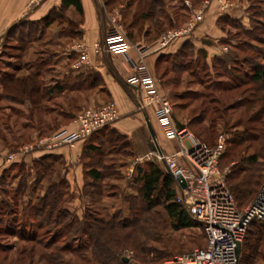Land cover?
Segmentation results:
<instances>
[{"label":"rangeland","instance_id":"1","mask_svg":"<svg viewBox=\"0 0 264 264\" xmlns=\"http://www.w3.org/2000/svg\"><path fill=\"white\" fill-rule=\"evenodd\" d=\"M204 1L165 0V8L174 18L173 24L171 26L165 20H162L165 23L160 25V27L164 30L157 37L152 32L150 36L146 37L147 41L150 42L158 39L165 32L182 28L191 20L195 9L201 10ZM228 2L231 5L225 11L221 10V6L217 2L218 10L222 14L229 13L233 10L238 11V15L232 13L231 15L233 16L228 15L226 17L229 19V22L222 16V20L219 23V27L223 29L225 34L223 37L224 40H220L217 45L223 47L222 50L224 53L221 57L227 59L226 62L221 63L218 60L208 62L199 53V62H194L187 70L178 68L171 57L167 61L162 60L158 62L155 70H151L158 80L161 91L173 105V117L177 126L178 122L186 125V128L195 137L205 141L210 146L217 145L221 137H224L225 145L224 151L219 159V168L221 174L226 178V181L227 175L232 170V166H235V163L240 161L242 156H248L254 153L258 147V143L254 142L245 143L238 147L229 143L230 138L233 137V132L243 130L249 123L248 117L252 114V111L247 109L249 106L247 98L253 94L251 91L252 86L239 83L235 76L254 68V64L251 62L247 64L243 63L245 57L254 61L264 62L261 58L264 43L255 42L257 45L253 48H249L247 46L248 44L244 45L251 40L252 36H255L254 34H258L257 32L249 34L250 30L254 28V31L260 30V33L264 31V0H228ZM143 3V0H100V10L109 21L107 30L113 25L111 17L119 14V23L123 25L128 38L132 41L139 39L141 32H139L137 27L130 28V24L134 21L135 14L140 12ZM210 6L208 5L206 10ZM205 12L194 29L203 21ZM66 14L67 16L61 20L63 23L59 29L45 30L44 32L41 27L31 26L30 30L34 37L33 42L30 39L28 43H22L19 40V36L7 40L0 59V73L2 70L12 71L17 66L24 67L23 69H25L20 74H26L27 70L33 72V70L41 68L43 71H46L50 68L48 66L56 62V57L59 52L72 41L66 39L68 30L74 27L75 22L77 24L81 20V16L77 11L74 15ZM144 24L146 26L153 25L150 21H146ZM131 31L134 33L133 37L128 35ZM60 37H62V46L56 45L57 38ZM22 44H25V47ZM194 56V50L192 51L190 49L189 57L185 61L194 60ZM235 57H237V60H235ZM42 58L46 59L48 65H42L41 67L38 65ZM44 77L47 78L48 76L45 74ZM238 84L240 86L236 87L235 85ZM221 87H227L229 89H221ZM93 95L94 91L77 92L75 95L70 94L66 96L64 100L53 102V105L56 112L71 110L75 113L69 120L76 124L77 130V119L84 109L80 108L78 106L79 104L77 105V101L85 103V108L97 107L112 101V99H106L101 103H86L85 100ZM22 98L33 101L29 96ZM10 104V101L6 99L0 101V160L4 157L6 161H8V153L16 151L26 145V147L35 145L38 139L53 136L52 134L59 131L57 130L59 126L47 125V121H44V125H41L39 121V123L36 122L34 125L25 126V128L22 127L21 123L27 119V113L31 115L35 111V105L27 109L26 106L22 107L21 104H18V107H16L17 110H14L18 111V113H15L8 107ZM38 112L39 115H47L48 109L42 107ZM199 113L205 114L203 121L200 123L206 129L205 134L202 136L204 138L199 137L194 129L188 126L190 118L199 115ZM251 124L256 125L258 122H251ZM61 130L65 131L66 129L62 128ZM73 135H70L66 139H72ZM80 140L83 139L75 138L74 141L72 139L71 142H64L59 146ZM125 142H128V144ZM115 144L116 147H111L112 145L104 143L101 146L103 151L99 155L92 153L93 157L88 158L89 162H92L91 164L96 168L103 166V171L109 175V177H105L99 182L103 188L102 195H98V189L95 187L89 185L85 187L82 184L76 185L74 183L70 184L66 175L68 174V166L64 158H51V160H55L52 163L51 169L42 180L38 179V182V168L32 162V155L28 154L30 152L13 161V164L1 170L0 175V219L4 220V222L0 223V228L3 227L4 229L7 227L6 220L8 213L7 209L3 206L4 202L12 205L13 212L15 211L18 214L15 217L19 218V222L17 223H20L25 216L30 220L29 214L31 212L29 203H37L38 197H42L48 191L50 192V190L59 191L57 193L61 197L60 207L69 209L71 215L74 216L70 217L77 222L73 226V231L78 228V223L81 224V228L83 229L90 221L93 222V218L103 216L110 218L113 215L125 217L132 214L130 210L131 206L142 208V203L137 196L136 190L139 185V182L136 180L137 168L139 166L146 167L148 163L158 164V166L164 168L165 164L157 160L156 156L150 155L149 157L150 152L157 150L152 145L153 139L151 140V148L144 147L134 139L128 140L124 137L120 138ZM158 146L160 145L158 144ZM176 147L178 149V145ZM144 148H147L146 154L137 156L138 153L145 151ZM232 159H235L236 162L232 161ZM260 162L259 164L251 166L252 171L258 168V174L259 168L263 170L257 190L243 204L237 199L240 207H245L257 195L256 193H258L264 182V160L260 159ZM236 166H239V164ZM89 180L91 178L85 175V182ZM21 184H23V188L20 189ZM86 190L89 191V194H87ZM54 194L51 193L50 197L54 196ZM156 210L159 212L143 214L142 221L136 230L137 234L144 232L138 236V249L135 250V248L128 245L122 248V255L124 258H127L126 261L131 260V264H166L167 261L177 255L190 252L197 247L206 246V235L201 225L175 229L162 207L159 206ZM88 215L91 216L90 221H86ZM10 224L14 225L12 221ZM22 224L25 225V221ZM12 228L19 230L17 225H14ZM81 228H79L77 234H75L76 232L74 234H68L67 231L62 229L58 245L61 247L67 246V249H64L58 256H54V260L52 258L50 259V254H52L53 249L45 247L47 244L46 240L42 243L45 246H41L32 241L22 240L18 236L7 235L1 231L0 264H99L91 248L72 251L79 244L85 243L86 241L87 235H85V232ZM29 229L30 226L27 227V230ZM36 229L40 235L45 234L46 230H49L46 225L45 227H36ZM252 229V232L249 233L244 241L243 252L245 257H243L241 264H264V223ZM46 235L49 238L52 234L46 232ZM257 242H260L258 246L259 257L257 259L253 258L254 260L252 261L250 255L252 252L254 253L253 247L257 245ZM140 249L144 250L142 254L139 251ZM137 254L140 257L143 256V260L138 259Z\"/></svg>","mask_w":264,"mask_h":264},{"label":"trees","instance_id":"2","mask_svg":"<svg viewBox=\"0 0 264 264\" xmlns=\"http://www.w3.org/2000/svg\"><path fill=\"white\" fill-rule=\"evenodd\" d=\"M143 1L144 3L140 9V12H138L139 14H135L134 21L130 24V28L137 27L139 32H145L147 36H150L152 32H154V36L157 37L160 32L164 30L162 29V27H160V25L165 23H163L162 20H165L166 23L172 26L174 18L165 8V0ZM70 7H73L81 17L83 16L84 9L82 0H62L60 8L52 9L41 20L35 22L18 23L8 33V40L12 39L13 37L15 38L19 36V40L22 43H28L30 39L31 42H33L34 37L30 30L31 26L41 27L42 31L45 32L46 28L50 27L54 23L62 25L63 21L61 20H63L67 16L66 10ZM224 17L227 22H229V19L226 18L228 17L226 14ZM146 21H150L153 25L151 26L149 24L150 26H148V28L146 29V25L144 24L146 23ZM80 22H78L77 24L75 22L74 27H71L68 30V36H79V34L81 33L79 29ZM254 32H257L258 34H254L255 36H252L251 40L244 44H248L247 46H249V48H253L255 45H257L255 44V42L264 43V31L260 33V30L254 31L253 28L249 31V34H252ZM128 35L133 37V31H131ZM22 46L25 47V44H22ZM190 49L193 51V46L188 42L175 54L162 55L161 60L167 61L171 57L173 58L174 64L178 68L187 70V68L194 62H199V59H191L188 62L185 61L187 57H189ZM261 58L264 60V50ZM214 60H218V62L224 63L227 59H225L224 57H216ZM235 60H237V57H235ZM249 62L254 64V68L248 71H244L243 74L240 73V75L235 76V78L237 79V81H239V83L249 84L252 86L251 91L254 95L251 94L250 97L247 98V102L249 103L247 109H250L252 111V114L248 117V121L250 124L248 123V125L245 126L243 130H236L235 132H233V137L230 138L229 143L238 147L242 146L245 143L254 142L258 143V147L254 153H251L248 156H242L240 158V161L238 162H236L235 159H232V161H235L236 163L235 166H232L231 172L227 175L228 187L234 194L236 201L238 199L242 204L248 197H251L255 194L257 186L260 183V176L263 172V170L259 168L258 174V168L252 171L251 166L261 163L260 159L264 160V62H258L256 60L254 61L247 57L243 59L244 64H247ZM206 64L208 63L206 62ZM38 65L41 67L42 65L48 64L46 62V59L42 58ZM51 66L52 65H49L48 67ZM22 68L20 66H17L15 69ZM48 70H50V68H48L46 71H43L41 68H37L35 71L30 72L27 75L6 78L3 82L4 88L2 95L4 97L20 100H22V97L24 96H29L34 101V103L37 102V98L35 97H37V90L42 84L37 72H47ZM219 84L221 83L219 82ZM235 86H240V84ZM55 87H58V84L55 85ZM221 89L229 88L221 87ZM256 107H258L257 110H255ZM204 115V113H199V115L197 116H192L188 122V126L194 129L197 135L201 138H204L202 136L206 132L205 127L200 124L205 117ZM251 122H258V124H251ZM110 126L111 124H108L99 131L91 134L87 138L89 143L85 147L83 152L85 175L91 178V180L85 182L84 186L87 187L89 185L91 187L97 188L98 195H102L103 192V188L101 187L99 182L103 178L109 177V175L103 171V166H101V168H96L91 164L92 162H89L88 158L93 157L94 153L99 155V153L103 151L101 149V146L104 143L112 145L111 147H116L115 143H117L120 138L124 137L130 140L128 136L122 134L115 128H111ZM178 127L184 128L186 127V125L178 122ZM125 143L128 144V142ZM51 158L59 159L63 157L58 154L48 153L33 161L39 172V176H37V182L38 179L42 180L51 169L52 163L55 161L51 160ZM237 164H239V166H236ZM136 180L139 182L136 190L137 196L141 200L142 208L131 206L130 210L132 211V214L125 217L113 215L110 218H106L103 216L99 218H93V222H91V216L88 215L86 221H90V223H86L87 225H85L83 229L81 228V224L78 223V228L73 231V226H75L77 222L74 219L70 218L73 215H71L69 209L60 207L61 197L59 193H57L59 191L50 190V192L48 191V193H45L42 197H38L37 203H29V209L31 212L29 214L30 220H28L25 216L22 218L20 223H17L19 222V218L15 217L18 214L15 211L13 212L11 207L12 205L4 202L3 206L7 209L8 213V218L6 220L7 227L4 229L3 227H1L0 232L2 231L7 235L18 236L22 240L32 241L41 246L43 245L42 243L46 240L47 244L46 246H43L53 249L52 254H50V259L52 258L54 260V256H58L59 253L64 251V249H67V246L61 247L60 245H58L60 234H62V229H64V231H67L68 234H74L75 232V234H77L79 228H81L85 232V235H87L86 241L85 243L79 244L77 248H72V251L91 248L94 257L99 262V264H131V260H124V256L122 255V248L128 245L132 248H135V250L138 249V236H140L144 232L137 234L136 230L139 226V223L142 221L144 213H158L159 211L156 209L157 207L161 206L166 216H168V218L171 220L175 229H184L200 225L188 213L183 204L177 201L176 180L166 169V167L161 168L160 166H158V164L154 163H148L146 167L139 166L137 168ZM21 188H23V184L20 185V189ZM86 192L87 194H89V191L86 190ZM51 193H55L54 196L50 197ZM239 201H237V204ZM11 221L14 223V225H17L19 227V230H15L12 228L14 227V225L10 224ZM24 221L25 225L22 224L24 223ZM29 221H31V223H29ZM2 222H4V220L0 219V223ZM263 223L264 222L259 221L252 222L247 236L252 232L253 227L260 224L262 225ZM45 225L49 229L46 230V232L52 234L49 238H47L46 232L45 234L40 235L36 229V227H45ZM28 226H30L29 230H27ZM259 244L260 242H257V245L253 247L254 253L252 252V254L250 255L252 261L259 257ZM243 245L244 242L242 244L240 264L241 261L243 262V257H245L243 252ZM139 251L142 254L144 250L140 249ZM136 252L138 253V251ZM137 256L138 259L143 260V256L140 257L138 254ZM247 258L246 260H248Z\"/></svg>","mask_w":264,"mask_h":264},{"label":"crops","instance_id":"3","mask_svg":"<svg viewBox=\"0 0 264 264\" xmlns=\"http://www.w3.org/2000/svg\"><path fill=\"white\" fill-rule=\"evenodd\" d=\"M99 1L82 0L84 13L80 17L82 19L79 24L81 33L77 37H66L67 40L70 39L72 41L59 52L56 62L50 67V70L47 72H37L42 83L37 90V97H35L37 98V102L34 103V101L26 98L20 100L2 95L3 82L6 78L23 76L31 72L27 70L26 74H20L25 70L23 68L12 71L2 70L0 73V101L4 99L10 101L11 104L8 107L15 113H18V111H14L17 110L18 104H21L22 107L26 106L27 109L35 105V111L31 115L26 112L27 119L21 123V126L25 128V126L34 125L36 122L39 123V121L41 125H44V121H47V125L59 126L57 129L59 131L55 129L57 132L52 134L55 138L66 139L76 132V124L69 120L75 113L71 110L56 112L53 102L64 100L66 96L70 94L75 95L77 92L94 91V95L85 100L86 103L96 104L106 99H112L118 105L120 117L111 124V128L117 129L122 134L128 136L130 140L134 139L144 147L151 148L152 136L148 126V122H150L161 150L169 153L176 151L177 142L167 136L163 125L157 118L155 106L140 107L138 101L139 94L136 88L128 85L125 80L127 75L132 71L134 61L139 59L137 51L131 48L129 54L132 60H127L125 54H111L105 49L97 47V44L104 46L105 35L109 25L108 19H106L104 13L100 10ZM61 4L62 0H0V59L10 30L20 22L26 23L41 20L52 9L60 8ZM66 13L74 15L76 10L70 7L66 10ZM232 13L238 15V11L236 12L235 10L226 13V15L233 16L231 15ZM222 16L224 17L225 14L219 12L218 3L216 1L213 2L206 10L203 21L189 34V37L186 35L177 38L166 49L156 50V47L153 45L159 38L148 42L145 32L140 33L139 39L135 41L129 40L132 43H142L149 47L146 62L150 70H155L158 62L162 61V55L175 54L188 42L193 46L195 59H198L200 54H202L201 57L210 62L216 57H221L224 53L223 47L217 45L220 40H224L225 33L219 27ZM60 26L54 23L46 28V31L59 29ZM147 28L148 26H146ZM61 39L62 37L57 38L56 45L62 46ZM206 39L209 41H206ZM75 43L86 45L89 51V63L80 68L74 66V63L80 58V53L72 48ZM45 74L48 76L47 78L44 77ZM57 84L58 87H55ZM77 102L80 108L86 107L82 101ZM42 107L48 109L47 115L38 114V110ZM62 128L66 130L62 131ZM88 143L87 139H83L71 144L56 146L51 150L41 149L28 154L32 155V162L48 153L61 155L68 166V174L66 175L69 183L82 184L83 186L85 183L83 152ZM146 152L147 148L144 152L138 153L137 156H143ZM0 161L1 175V170L9 167L13 162L6 161L4 157Z\"/></svg>","mask_w":264,"mask_h":264},{"label":"built area","instance_id":"4","mask_svg":"<svg viewBox=\"0 0 264 264\" xmlns=\"http://www.w3.org/2000/svg\"><path fill=\"white\" fill-rule=\"evenodd\" d=\"M214 1L219 3L222 11L231 5L228 0H205L201 10L195 9L191 20L182 28L165 32L159 37L153 45L156 50L166 49L177 38L189 35L203 17L208 5ZM119 19V14L111 17L113 25L106 32L105 44H97V47L111 54H125L127 60H132L129 54L131 48L139 54V59L134 61L132 71L125 80L128 85L136 88L140 107L155 106L157 118L167 136L178 145L174 152L157 149L150 152L149 157L153 155L164 162L166 169L176 180L177 201L203 227L207 240L206 246L177 255L166 264H240L238 245L243 244L252 222H264V182L257 195L245 207L240 208L219 168V159L225 145L224 137H221L217 145L210 146L195 137L186 127L180 128L175 124L173 105L161 91L158 80L147 65L149 47L142 43H132ZM72 48L80 53V58L74 63L76 68L89 63L86 45L75 43ZM119 117V108L114 100L97 107L84 108L78 116V127L72 139H87ZM72 139H57L54 136L40 138L35 145H26L8 153L7 160L16 161L36 149L51 150L64 142H71ZM183 181L186 182V187L182 186Z\"/></svg>","mask_w":264,"mask_h":264},{"label":"water","instance_id":"5","mask_svg":"<svg viewBox=\"0 0 264 264\" xmlns=\"http://www.w3.org/2000/svg\"><path fill=\"white\" fill-rule=\"evenodd\" d=\"M148 126H149V129H150V132H151V136H152V139H153V144H152L153 147L154 148H157L159 151H162L160 149V146H158L156 134H155V131H154L152 125L150 124V122H148ZM181 184H182L183 187H186V182L185 181H183ZM241 249H242V245L239 244L238 245V248H237V254H238V256H240V254H241ZM124 260H127V258L125 257Z\"/></svg>","mask_w":264,"mask_h":264}]
</instances>
